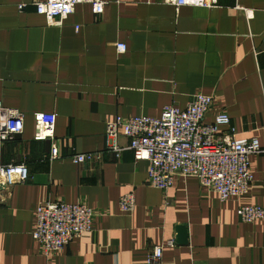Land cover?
<instances>
[{"label":"crops","instance_id":"1","mask_svg":"<svg viewBox=\"0 0 264 264\" xmlns=\"http://www.w3.org/2000/svg\"><path fill=\"white\" fill-rule=\"evenodd\" d=\"M43 1L0 0V105L22 116L18 136L0 144V166L27 171L0 192V264H147L153 246L162 248L152 264H264V219L235 215L239 206L264 210V0L176 10L161 0H101V14L78 4L58 26L34 12ZM198 93L211 98L204 123L223 113L235 138L258 141L239 198L220 202L180 176L164 192L151 188L147 162L134 159L120 132L119 155L107 151L105 125L114 118H156ZM36 114L54 115L55 160L49 141L32 138ZM77 154L94 159L76 165ZM125 193L134 198L128 214L117 209ZM43 202L86 206L89 231L44 256L30 237ZM176 226L185 228L184 245L175 243Z\"/></svg>","mask_w":264,"mask_h":264},{"label":"built area","instance_id":"2","mask_svg":"<svg viewBox=\"0 0 264 264\" xmlns=\"http://www.w3.org/2000/svg\"><path fill=\"white\" fill-rule=\"evenodd\" d=\"M175 10L182 6L213 8L218 0H161ZM78 4H87L94 15L101 14L104 3L101 0H44L34 4V12L42 16L47 24L58 26L72 14ZM21 6H18L20 9ZM117 53H123L122 43L114 45ZM264 108V91L261 94ZM211 104V98L195 94L184 109L173 105L163 106L158 117L134 116L126 119L114 118L105 125L104 135L107 151L117 157L121 148L115 138L120 132L128 141L127 149L135 160H145L147 184L164 192L175 176L194 178L201 188L214 192L220 202L239 198L246 194L251 182L249 157L260 152L256 138L237 139L229 126V119L223 113L215 114L211 123H204L203 117ZM32 138L46 140L49 145V160L58 158L53 139V114H36L33 117ZM224 127L223 131L220 128ZM22 130V116L15 109L0 105V144L11 140ZM91 154L71 156L72 163L79 165L91 162ZM27 171L24 164L0 166V192L15 184L24 182ZM1 194V193H0ZM1 201V198H0ZM134 208L131 193L121 195L117 200L120 213L128 214ZM34 228L30 234L47 256L65 247L70 241L88 232L92 212L82 204L43 202L34 212ZM235 215L242 223H253L264 219V210L258 206H239ZM173 246V241L165 243ZM161 246H153L145 256V262H158Z\"/></svg>","mask_w":264,"mask_h":264},{"label":"water","instance_id":"3","mask_svg":"<svg viewBox=\"0 0 264 264\" xmlns=\"http://www.w3.org/2000/svg\"><path fill=\"white\" fill-rule=\"evenodd\" d=\"M17 135H15L14 137H17ZM175 231V243L177 245H184L186 240H185V228L183 226H176L174 228Z\"/></svg>","mask_w":264,"mask_h":264}]
</instances>
